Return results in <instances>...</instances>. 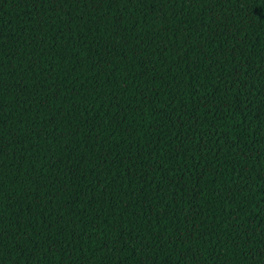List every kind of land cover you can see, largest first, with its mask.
<instances>
[{"label": "trees", "instance_id": "16d2710c", "mask_svg": "<svg viewBox=\"0 0 264 264\" xmlns=\"http://www.w3.org/2000/svg\"><path fill=\"white\" fill-rule=\"evenodd\" d=\"M0 264H264V0H0Z\"/></svg>", "mask_w": 264, "mask_h": 264}]
</instances>
